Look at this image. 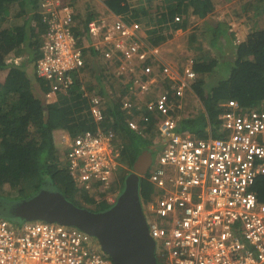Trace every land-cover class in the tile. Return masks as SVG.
<instances>
[{
  "label": "built area",
  "instance_id": "2783aa9c",
  "mask_svg": "<svg viewBox=\"0 0 264 264\" xmlns=\"http://www.w3.org/2000/svg\"><path fill=\"white\" fill-rule=\"evenodd\" d=\"M69 2L40 0L44 33L35 74L48 85L46 99L66 95L81 80L86 56L117 61L119 74H131L120 109L130 129L155 130L150 140L158 150L149 180L163 191L157 213L169 215V226L150 225L160 255L168 264H264V201L254 190L264 176V97L248 108L228 99L219 137L180 134L175 108L196 76L193 60L175 75L167 63L158 65L137 22L93 16L83 28ZM87 101L96 129L70 139L68 171L77 188L97 190V201L111 204L119 148L115 133L100 128L101 97ZM96 241L70 225L0 218V264H114Z\"/></svg>",
  "mask_w": 264,
  "mask_h": 264
},
{
  "label": "trees",
  "instance_id": "16d2710c",
  "mask_svg": "<svg viewBox=\"0 0 264 264\" xmlns=\"http://www.w3.org/2000/svg\"><path fill=\"white\" fill-rule=\"evenodd\" d=\"M105 2L114 13L124 14L131 11V18L137 21H146L147 24L150 19L157 20V25L154 26L157 29L149 31V34H153L149 37V42L154 46L166 38L159 33L164 29V25L169 24L173 30H183L187 25L189 14L202 19L214 6L212 0H174V4H167L166 9H161L152 17L144 7L136 11L131 10L127 0H105ZM14 3L19 4V8L11 13L10 7ZM35 5L36 0H0V70H7L0 82V204L6 206L9 201H19L2 193L5 186L15 189L20 196L24 194L23 185L30 183L35 191L43 185L60 191L77 206L93 205L96 193L80 190L81 188L75 186L64 164V157L62 158L52 137V131L58 128L66 129L72 135L83 128H95L80 82L76 81L66 95L59 94L54 101L44 103L40 95L48 91L46 82L30 76L23 64L15 65L6 61L5 56L12 51L21 52L26 46L30 50L25 58L28 62H33L38 57V41L30 40L28 44L26 41L29 35V39L37 34L40 35L42 29L33 24L35 20L28 25L25 17L20 24L11 22L24 15L29 19L26 12ZM248 8L252 16L257 17L264 13V0H251ZM178 14L185 17L181 23L173 22L174 16ZM249 22L250 20L245 21L246 24ZM156 34L158 35L154 36ZM207 36L208 46L216 51L218 47L212 43V39L217 34L213 32L212 38V32H209ZM197 48L202 49V44ZM218 52L207 58L206 56L193 58V68L197 74L193 87L195 93L202 99L204 110L182 117L178 122L181 130L204 136L202 132L211 125L213 130L217 131L220 127L218 113L221 102L232 98L241 106L253 107L264 97V28L247 33L236 45L227 47L224 53L230 52L228 57L219 56ZM200 53L203 54L201 50ZM91 64L89 58L85 57L84 69H94ZM102 104L107 124L119 129L126 137L121 150L122 161L126 160L130 168L141 150L149 145V140L126 127L124 111L120 109L121 105L117 98L108 95ZM216 135L220 136L216 133L212 134L213 137ZM34 178L37 181H33ZM254 190L258 200L264 201V176L256 179ZM152 191V184L141 177L140 196L148 200ZM74 194L84 204L70 199ZM106 205L107 203L101 200L90 209L98 211L105 209ZM0 218L12 220L1 208Z\"/></svg>",
  "mask_w": 264,
  "mask_h": 264
},
{
  "label": "rangeland",
  "instance_id": "374dc122",
  "mask_svg": "<svg viewBox=\"0 0 264 264\" xmlns=\"http://www.w3.org/2000/svg\"><path fill=\"white\" fill-rule=\"evenodd\" d=\"M249 0H212L214 3L212 11L204 18H197L196 16L189 14L187 17V25L185 29H176L173 30L172 26L164 25V29L159 32L162 35H165V39L159 43L165 47V43L168 45L166 46L164 53L167 56V64L172 68L173 73L175 74L174 70L178 72V75L181 74L182 68L185 65V60L187 58H205L204 56H214L217 54L215 49L208 46V36L209 32H213L216 30L217 36L215 37L213 43L215 46L218 47L220 45L226 44L225 49L228 47H232V45H236L239 40H243L247 33L264 28V13L261 15H257V17H253L250 10H248V2ZM251 1V0H250ZM105 0H85L82 2L78 8L79 14L77 19L84 20L86 15L89 12H93L94 14H98L100 11H107L105 10ZM128 3L132 5L133 9L141 8L142 6H146V10L151 15H156L161 9L165 8L167 4L171 3L174 4V0H128ZM78 7V6H77ZM103 8V9H99ZM145 8V7H144ZM15 7L14 4L10 7V12L14 13ZM136 11V10H135ZM140 12V11H139ZM184 15L180 16V20H184ZM27 24L30 25V19L26 18ZM24 20V17H19L11 21L13 24H20ZM246 20H250L248 24L245 23ZM140 23L141 30L144 31V35L146 36L145 39L149 42V37L153 34H149V31L152 29H157V20L152 19L149 24H145L144 21ZM9 25V24H5ZM27 31V30H26ZM36 32V31H35ZM219 32L221 36L218 39ZM29 35V33L27 32ZM158 34L154 35L157 36ZM30 36V35H29ZM26 41L28 44L31 41H40V35L30 37ZM213 38V35H212ZM150 43V42H149ZM202 44V51L203 54L200 53L199 48L197 46ZM27 46L22 49L21 52H14L12 51L6 57L7 62H11L13 64L18 65L19 63L23 64L26 70H30L31 63L28 62L25 58L30 50H28ZM224 49V50H225ZM230 52L220 51L218 52L219 56H223L224 58L228 57ZM209 58V57H208ZM162 61V59L160 58ZM102 62V61H101ZM102 64L95 71H90L88 69L81 76L82 87L84 88V92L87 95L91 94H100L101 97L106 98V96H114L120 100V98L124 95L125 91V83L121 78V75L118 74L114 70V68L108 69L109 66H104L102 68ZM7 70H0V82L2 81L5 73ZM177 75V74H175ZM118 76V77H117ZM190 90V89H189ZM101 91V93L99 92ZM191 91V90H190ZM37 93V92H36ZM40 93V91H39ZM102 93H105L103 95ZM41 94V93H40ZM192 95V96H191ZM41 96V95H40ZM54 98V96H52ZM186 100L183 102V109L180 113L181 115H188L191 111L195 114L202 110H204L202 99L200 97L194 98L192 92L186 91L184 99ZM180 114L178 115L180 117ZM67 134L66 132H64ZM119 135V134H118ZM66 136V135H65ZM120 140L123 138L120 136ZM64 136L63 133L57 135L56 139H59V143H57L56 147L60 151L59 153L65 152V147H63V140ZM57 141V140H56ZM55 142V141H54ZM155 153V150H153ZM63 158V155H62ZM123 167H120L117 171L118 177L122 174H125V171L128 170L125 163L120 164ZM129 168V167H128ZM132 169V164L130 165ZM151 170V167L148 171ZM37 181L36 178H34ZM23 193L22 195H17L18 192L15 189H10L8 187H4V191L2 192L6 196L13 197L15 200H21L28 197L26 194L30 195L33 190L30 183H26L22 187ZM70 199L75 200L77 203L82 204V200H80L75 194L70 196Z\"/></svg>",
  "mask_w": 264,
  "mask_h": 264
},
{
  "label": "water",
  "instance_id": "95a60500",
  "mask_svg": "<svg viewBox=\"0 0 264 264\" xmlns=\"http://www.w3.org/2000/svg\"><path fill=\"white\" fill-rule=\"evenodd\" d=\"M152 151L144 149L124 179L116 203L102 211L77 206L60 191L41 188L8 206L9 217L43 220L70 225L95 237L114 264H160L154 256V241L148 234L139 199V179L152 161Z\"/></svg>",
  "mask_w": 264,
  "mask_h": 264
},
{
  "label": "clouds",
  "instance_id": "9594fccd",
  "mask_svg": "<svg viewBox=\"0 0 264 264\" xmlns=\"http://www.w3.org/2000/svg\"><path fill=\"white\" fill-rule=\"evenodd\" d=\"M85 0H70V2H69V4L72 6V8H73V11H74V14H73V18H74V20L76 21V23L80 26V27H85V24L93 17V16H101V17H112V16H120V17H123L125 20H127L128 22H137L138 24H139V32H140V34H141V37H142V39H143V41H144V43L146 44V47L147 48H151V49H155L156 51H157V48L154 46V45H151V43H149V42H147L146 41V39H145V33L141 30V27H140V23L139 22H141L142 24H143V22L142 21H137L136 19H133V18H131V16H130V12H127V13H124V14H117V13H114L113 11H111L110 9H109V7L104 3V5H105V10H107V11H100L98 14H94L93 12H89L87 15H86V17L84 18V20H78L77 19V17H78V14H79V10H78V8H79V6H80V4L82 3V2H84ZM127 2H128V0H127ZM248 3L250 2V1H247ZM129 4V3H128ZM17 5H19V4H17V3H14V7H15V9H17V8H19V6H17ZM78 6V7H77ZM134 7V6H133ZM133 7H132V5H130L129 4V8H131V10H134L133 9ZM142 7H145L146 8V6H142ZM138 8H136L135 10H137ZM27 13V15H29V19H30V22H32V20H35L34 21V25H37V26H39L41 29H42V31H41V34H40V44H41V42H42V35H43V33H44V24L42 23V20H41V18H42V12H41V8H40V0H36V5H35V7H32L31 8V10L29 11V12H26ZM151 15V14H150ZM175 16H181L180 14H178V15H175ZM174 16V17H175ZM34 19H33V18ZM152 17H154V15H152ZM39 18V19H38ZM151 20L152 19H150V21L148 20L147 21V24H149L150 22H151ZM146 21H144V23H145ZM173 22H176V23H181L182 22V20H179V21H175V19H173ZM146 24V23H145ZM169 25V24H168ZM170 26V25H169ZM214 39L215 38H213L212 39V43H213V41H214ZM241 40H239V42H240ZM238 43V42H237ZM236 43V44H237ZM40 44H39V46H40ZM214 45H215V43H213ZM39 46H38V48H39ZM157 46V45H156ZM225 47H226V44H223V45H220V46H218V49L216 50L217 52H218V50H220V51H224V49H225ZM37 51H38V49H37ZM158 56V58H160V56H159V51H157V53H156V57ZM86 57H88L89 58V60H90V63H92L91 64V66L92 67H94V69H92V68H86V69H88V70H90V71H95L99 66H100V63L103 65L102 66V68L104 67V66H109L108 67V69H111V68H114V70L115 69H117L118 70V67H119V64H118V62L117 61H114V62H110L109 60H103L101 57H96V56H86ZM189 59H192V58H187L186 60H185V64L187 63V60H189ZM193 60V59H192ZM35 61H36V59L33 61V62H30L31 63V66L33 67V72H34V75H33V77H36V78H38L37 76H36V74H35V69H34V66H33V63H35ZM102 61V62H101ZM193 62H194V60H193ZM192 62V63H193ZM157 63H158V65H160V64H163V63H165V62H161V60L160 61H157ZM156 64V63H155ZM16 65V64H15ZM193 65H194V63H193ZM26 69V68H25ZM86 69H82V74L85 72V70ZM104 69V68H103ZM194 69V68H193ZM195 71V70H194ZM117 72V71H116ZM118 73V72H117ZM196 73V72H195ZM6 74V73H5ZM82 74H81V76H82ZM119 74V73H118ZM121 75V78L123 79V81H124V79H128L129 77H130V75L131 74H120ZM118 77V76H117ZM197 78V74H196V76H195V78H194V80L192 81V82H194L195 81V79ZM40 79V78H39ZM76 81H79L80 82V84H81V89L83 90V95L86 97V99L88 100V97L89 96H91V95H98V96H100V94H91V95H85L84 93V88L82 87V81L81 80H76ZM125 83V82H124ZM192 84V83H191ZM191 84H190V86H191ZM189 86V87H190ZM47 91H45V92H43L42 94H41V98H42V100L44 101V103H49V102H52V101H54L56 98H57V96L58 95H56V96H54V98H50V99H46L45 98V96H44V94L46 93ZM126 92V90L124 91V93ZM63 95V94H62ZM101 97V96H100ZM107 97V96H106ZM101 99H102V101L104 100V98L103 97H101ZM228 99H232V98H228ZM228 99H226V100H224L223 102H221L220 104H219V106H220V112H219V115L222 113V110L224 109V104H225V102L228 100ZM235 100V99H234ZM119 101V103H120V105H121V103H122V97L120 98V100H118ZM237 101V100H236ZM260 101V100H259ZM239 104V103H238ZM240 105V104H239ZM241 106V105H240ZM242 107H244V106H242ZM254 107V106H253ZM246 108H248V107H246ZM45 109H47V107H45ZM124 111V110H123ZM89 114H90V112H89ZM123 114H124V116H125V113L123 112ZM219 115H218V119L220 120V124H221V119L219 118ZM91 116V115H90ZM125 118V117H124ZM93 120V119H92ZM93 122H94V120H93ZM125 122V121H124ZM126 125V124H125ZM100 128L102 129V130H104V131H109V130H112L114 133H115V140L117 141V147L119 148V151H118V153H119V156L117 157V159H116V161H117V165H116V167L114 168V175H115V184H113V186H115L113 189H115L116 191L115 192H117V195H115V192H111L112 194L111 195H114V198H115V201L113 202V203H111L110 204V202L108 203V202H106V200L105 199H100V201L101 200H104L106 203H107V207L105 208V209H107V208H109V207H111V206H113L115 203H116V201H117V199H118V197H119V195H120V193L122 192V190H123V187H124V179H125V177L132 171V169L131 168H128V166H127V164H126V160H124V161H122V159H123V156H122V153H121V150H122V148H123V145H124V141H125V136H124V134L121 132V131H119V129H116V128H112L111 127V125H108L107 124V121H106V118H105V116H104V120H103V122L100 124ZM94 129H90V128H83V129H81V130H79L75 135H72V134H70L69 133V131L68 130H66V129H61V128H58V129H61V130H63L64 132H66L67 134H65L64 132H62L63 133V136H64V138H63V140H62V142H63V147H65V148H63V149H65V152L64 153H61L62 155H63V157H64V164H66V168H67V171H68V166H67V159H66V152H67V149H68V144H69V141H70V139L71 138H73V137H75L77 134H79L81 131H84V130H86V129H90V130H92V131H95V129H96V123L94 122ZM126 127H128L127 125H126ZM129 128V127H128ZM54 130H56V129H54ZM53 130V131H54ZM133 130V129H132ZM53 131H52V137H53ZM136 133H138V134H141V135H144L148 140H149V145L148 146H146L145 148H143L142 150H144V149H150L151 151H152V161H151V163H150V165L148 166V168H147V170H146V172L144 173V174H142V175H140V178L141 177H143V178H145V179H147L148 180V182L150 183V184H152V186H153V191L149 194V199L148 200H146V199H144L143 197H141L140 196V194H139V199H140V203H141V208H142V212H143V215H144V218H145V222H146V225H147V229H148V234H149V236L153 239V241H154V256H155V258H156V260H157V262H159L160 264H168V262L166 261V257L164 258V257H162L161 255H160V250H161V248H160V245H159V241L157 240V239H155L153 236H152V234H151V232H150V225H153V224H156V225H159V222H162V223H164L166 226H169V221H168V216L169 215H166V216H161V215H159L157 212H158V205H159V203L157 202V200L161 197V193L163 192L162 190H160V189H157L156 188V186L149 180V172L150 171H148L149 170V168L150 167H152L151 165L153 164V161H154V159H155V156H156V152H157V150H158V146H156L154 143H152L151 142V140H150V138H152L153 136H154V134L152 133V130H146V131H142V132H139L138 130H134ZM120 136H122V134H123V138H122V140L123 141H121L120 140V137H119V135ZM66 135V136H65ZM53 141H54V137H53ZM60 141H59V139L56 141V143L54 142V144H55V146L57 145V143H59ZM57 148V147H56ZM141 150V151H142ZM153 150H155V153L153 152ZM140 154V153H139ZM138 154V155H139ZM137 155V156H138ZM121 163H125V165H126V167H127V169L128 170H126L125 171V174H122V175H120L119 177H118V174H117V171H118V169L120 168V167H123V166H121L120 164ZM133 164V163H132ZM69 172V171H68ZM70 174V173H69ZM139 182H140V179H139ZM40 188H46L45 187V185H43L42 187H40ZM39 188V189H40ZM112 188V187H111ZM38 189V190H39ZM46 189H49V188H46ZM32 190H33V188H32ZM37 190V191H38ZM52 190V189H51ZM37 191H35V190H33V192L31 193V195L32 194H34L35 192H37ZM90 193H96L95 194V196H94V204L96 205V204H98L100 201L98 200L97 201V197L99 198L100 196H98V195H100V193H98L97 192V190H92V191H89ZM104 192H102L101 193V195L103 194ZM108 194H106V196H107ZM104 196V195H103ZM68 199V198H67ZM71 201V200H70ZM12 203H14V201L12 202V201H9V205L10 204H12ZM82 204H84V202L82 203ZM94 204L93 205H90V204H84L83 206H81V207H85V208H87V209H89V210H91L90 208H92V207H94ZM102 210H104V209H102ZM102 210H98V211H102ZM91 211H93V210H91ZM2 219H4V218H2ZM7 220V219H6ZM11 221H16V222H20V221H24V220H18V219H14V218H12V220ZM93 237V236H92ZM95 238V237H94ZM96 239V238H95ZM97 240V239H96ZM98 241V240H97ZM96 241V242H97ZM99 244V243H98ZM99 246H100V244H99ZM101 247V246H100ZM102 249V248H101ZM103 250V249H102ZM104 251V250H103ZM105 252V251H104ZM106 253V252H105ZM108 254V253H107ZM109 255V254H108ZM109 257H110V255H109ZM111 258V257H110ZM112 259V258H111ZM112 262H113V260H112ZM114 263V262H113Z\"/></svg>",
  "mask_w": 264,
  "mask_h": 264
},
{
  "label": "crops",
  "instance_id": "0c3cea01",
  "mask_svg": "<svg viewBox=\"0 0 264 264\" xmlns=\"http://www.w3.org/2000/svg\"><path fill=\"white\" fill-rule=\"evenodd\" d=\"M18 6V5H17ZM99 9H103V8H99ZM22 17H25V18H27V16L26 15H24V16H22ZM26 21H28L27 19H26ZM143 31V30H142ZM144 32V31H143ZM212 32V31H211ZM213 32H215L216 33V30L214 29L213 30ZM213 32H212V35H213ZM217 34V33H216ZM220 36H221V34L219 33V36H218V39L220 38ZM242 40V39H241ZM168 44L167 43H165V47H163L162 46V44L161 45H157V46H155L156 48H157V51H159V56H160V58L162 59V61L161 62H165V63H168L167 62V56H166V54L164 53V50H165V48H166V46H167ZM27 71V73L30 75V76H33L34 75V72H33V67H31L30 68V70H26ZM174 72H175V74H177L178 75V72L177 71H175L174 70ZM195 82V81H194ZM194 82H192V84H191V86L189 87V88H186L184 91H183V95L181 96V97H179V98H177V101H178V104H179V107H176L175 108V111H176V115H177V128H176V130H177V132H179L180 134H189V135H191V136H200L199 134H197V133H194V132H192V131H188V130H181L179 127H178V122H179V120L182 118V117H185V116H190V115H193L194 113L191 111L188 115H181L180 113L182 112V110H184L182 107L184 106L183 105V102L186 100V98L184 99V96H185V93H186V91H188V92H192V94L194 95V98H195V96L197 97L198 95L195 93V90H194V87H193V84H194ZM191 91H190V90ZM192 96V95H191ZM203 104V103H202ZM203 107H204V105H203ZM180 112V113H179ZM180 114V117L178 116ZM195 114H197V113H195ZM218 115H219V113H218ZM213 123V122H212ZM211 125H208L206 128H205V130L202 132V133H207L208 135H212V134H214V133H216V134H218V135H221L222 134V132H219V129H220V127L217 129V131H215V130H213V127L211 126ZM62 132H64L63 130H61V129H56V130H54L53 131V137H54V141H55V143H56V140H58V139H56V137H57V135H60ZM154 132H155V130H152V133L154 134ZM201 133V134H202ZM214 137H219V136H214Z\"/></svg>",
  "mask_w": 264,
  "mask_h": 264
},
{
  "label": "flooded vegetation",
  "instance_id": "af4514ba",
  "mask_svg": "<svg viewBox=\"0 0 264 264\" xmlns=\"http://www.w3.org/2000/svg\"><path fill=\"white\" fill-rule=\"evenodd\" d=\"M8 206H9V204L6 205V206H4V204H0V208L2 209V211L4 212V214L9 217Z\"/></svg>",
  "mask_w": 264,
  "mask_h": 264
}]
</instances>
